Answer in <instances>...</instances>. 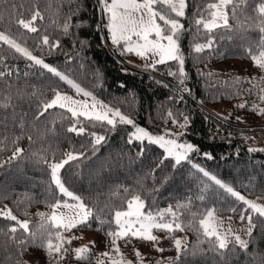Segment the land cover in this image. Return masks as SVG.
Returning a JSON list of instances; mask_svg holds the SVG:
<instances>
[{"label": "trees", "instance_id": "16d2710c", "mask_svg": "<svg viewBox=\"0 0 264 264\" xmlns=\"http://www.w3.org/2000/svg\"><path fill=\"white\" fill-rule=\"evenodd\" d=\"M187 2L186 17L181 20L186 31L181 36L180 45L188 74L185 83L191 94L184 93V100L179 104L168 99L174 95L173 89L178 87V82L176 78L168 76L167 71L169 67L175 70L176 64L170 62L169 65H157L155 71L139 70L126 65L125 58L132 55L120 56L108 45V33L103 27L105 18L98 0H38L39 8L45 15L40 27L48 28L52 38L60 41V47L50 55L47 48L43 51L36 49L34 54L42 56L45 62L66 72L83 88L92 91L98 99L119 107L131 115L136 124L150 130L170 128L175 132L181 131L174 128L170 121L165 123L161 116L169 107L174 111H183L190 117L189 125L183 130V138L199 149V153L191 154L192 162L204 167L245 196L264 198V151H249L247 138L251 128L221 119L207 109L219 103L230 107L233 101L240 99L246 101L247 106L244 109L233 106L234 114L244 118L256 113L250 109L252 104H259V101L255 92L250 95L246 91L250 87L247 80L255 77L259 81L264 76V71L253 66L245 49H255L259 32L246 30L240 25L247 23L246 16L255 15L253 8L260 0H250L245 12L238 13L237 19H230L231 30L218 29L214 36V47L206 49L199 58L192 53L195 33L192 19L197 7L209 0ZM32 3L33 0H0V14L4 17L0 22V29L8 26L10 13L14 10L23 12L27 17ZM70 9L76 11L72 18L73 25L79 24L80 27H72L69 34L64 35L52 21L58 20L62 24ZM16 30L13 26L12 31ZM80 41L85 42L83 47ZM27 42L30 47L34 46L32 34L27 37ZM198 42H205L203 35ZM0 54L7 57V69L12 71V75L0 78V100L11 94L17 114L14 122L11 108L0 109V136L11 138L13 135H20L19 117L23 113L27 114L24 116L23 138L19 141V146L24 149L23 155L11 163H4L11 155V150L0 152V206L7 205L18 219L29 220L33 231L41 224L37 213L50 212L46 202L54 203L56 199H64L55 185L51 184L48 165L39 157H46L49 162L54 158L58 161L64 158L63 153L67 151L83 152L85 158L70 162L61 170L66 186L81 196L105 220L111 219L114 207H126L123 202L124 188L141 193L153 210L166 208L169 204L175 205L177 201H185L189 197L193 200V211L215 207L218 215L239 217V213L244 210L245 206L241 202L235 201L214 185L201 204L196 196L200 194L201 180L204 178L187 162L173 168L174 161L167 160L157 169L163 150L154 145H146L147 151L140 156L142 145L139 142H127L131 126L117 125L115 130L109 131L107 127L93 128L89 122L84 121L89 132L96 131L106 136L93 155L92 138L87 134L77 136L67 132L71 121L61 119L62 110L52 109L39 120L33 119L37 104L51 98L52 88L62 92L74 90L46 70L29 67L30 62L9 55L7 50ZM69 57L72 58L70 62ZM135 60L139 61L138 58ZM7 69L5 64H0V70ZM209 73L213 75L209 76ZM236 77L241 78V84L233 83ZM34 91L36 96L31 95ZM259 129L264 137V127ZM28 136L32 137L31 141ZM204 153L211 154L213 159H207ZM233 207L237 209L235 213L229 211ZM187 218L185 214V220ZM240 222L247 223L246 220ZM13 223L0 218V229L6 232ZM254 223L256 227L252 236H247L246 239L251 241L247 251H242L238 246L232 251L230 245V250L225 252L223 259L209 250L207 244L198 245L195 231L183 232L187 236L189 252L180 257L178 264H264V218L256 216ZM108 230V224L101 226L93 219L91 227L78 228L74 230V234L78 236L81 231H85L106 235ZM180 234L182 233H175L176 236ZM16 235L17 238H23L24 234L18 232ZM166 235L163 232L159 243V247L166 250L157 252L154 247L149 249L144 257L146 264H156L158 260L175 261L176 250L172 241L164 238ZM137 243L148 245V242L139 240H132L130 245ZM95 258L96 252L92 250V257L87 262L75 261L70 254L62 264H95ZM17 260L29 264H49L43 249L30 247L21 256L16 245L7 236L0 234V264H16Z\"/></svg>", "mask_w": 264, "mask_h": 264}, {"label": "snow or ice", "instance_id": "6c2138e0", "mask_svg": "<svg viewBox=\"0 0 264 264\" xmlns=\"http://www.w3.org/2000/svg\"><path fill=\"white\" fill-rule=\"evenodd\" d=\"M98 2L101 5L100 11L106 20L103 27L108 33L107 41L113 45L114 51L120 56L132 55L145 61L143 65L145 70L155 71L157 65H169L170 62H174L177 66L176 69L173 70L169 67L167 75L176 78L178 87L173 89L174 95L169 96L168 99L174 104H179L184 100V93L190 95L191 90L185 83L188 78L185 71V55L180 45L181 36L186 31L181 20L186 17L187 0H98ZM249 3L250 0H209V2L198 6L192 19L195 27L192 53L199 58L206 49H212L215 44L216 31L218 29L231 30L230 19H237L238 13L245 12ZM13 9H15V5H13ZM78 10L77 8L76 11ZM28 11L27 17L23 12H16L15 10L10 13L8 26L0 29V53L7 50L9 55L30 62L29 67H39L46 70L53 77L58 78L59 81L73 89L77 96L84 98L75 99L57 88H52L51 98L41 100L37 104L33 119L39 120L52 109L62 110L61 119L71 121L67 132L75 133L77 136L87 134L92 138L93 155H95L97 146L105 141L106 136L96 131L89 132L84 126V121L89 122L93 128L107 127L109 131L115 130L117 125L131 126L134 131L129 133L127 142L128 144L139 142L142 145L139 151L140 156H143L147 151L146 145H154L163 150L162 158L156 165L157 169L164 165L167 160L174 161L173 168L187 162L204 178L201 180L200 194L196 196L201 204L207 199V193L213 185L222 189L235 201L241 202L245 207L239 213V218L242 222L247 221L246 235L251 237L253 229L256 227L254 217L264 218V204L257 202L260 197H257V200L246 198L231 185L217 178L204 167L192 162L191 154L199 153L198 147L192 143H181L178 139L190 123L189 115L178 109L174 111L169 107L166 113L161 116L165 123L170 121L174 128L181 130L177 132L165 129L162 134H153L138 126L131 115L123 112L117 106L99 100L92 91L83 88L66 72H62L57 67L45 62L42 56L34 54L36 49L43 51L47 48L50 55L60 47V41L52 38L48 28L42 29L40 27L44 23L45 15L39 8L38 0H33ZM76 11L70 9L62 24L58 20H53L52 24L64 35H68L72 27H80L79 24L73 25L72 23ZM253 12L255 15L246 16L247 23L241 24L240 27L259 32V41L255 45V49L249 47L245 51L253 66L264 71V0L256 3ZM3 20L4 17L0 14V22ZM13 26L17 29L15 32L12 31ZM29 34H32L34 40L33 47H30L27 42ZM202 35L205 42H198ZM80 45L83 47L85 42L80 41ZM71 59L69 57V62ZM6 60L7 57L0 54V64H5L7 69ZM10 75H12L11 69L0 70V78ZM208 75L213 74L209 73ZM97 79H99L98 74ZM157 83L162 82L157 81ZM233 83L241 84V78L236 77ZM247 83L250 87L246 91L250 95L255 92L259 101V104H252L250 110L255 111L257 115H264V106H260L264 105V76H261L259 81L255 77L249 78ZM165 86L169 87V85ZM31 95L36 96L37 93L34 91ZM13 101L14 97L11 94L5 95L0 100V109L11 108L15 122L17 114L16 105ZM246 106V101L237 105L240 109H244ZM26 115L23 113L19 117L20 135H13L11 138L6 135L0 136V152L11 150V155L4 163H11L24 153V149L19 146V141L23 138L25 131L24 116ZM237 119L240 118L237 117ZM28 139L31 141L32 137L28 136ZM249 151H256V149L250 148ZM204 156L209 160L213 159L209 153H204ZM63 157L58 161L54 158L51 162L46 157H39L48 165L51 184L55 185L56 190L64 199H56L54 203L46 202L50 212L37 213L41 219V224L36 231L30 228L29 220L18 219L7 205L0 210V218L14 222L8 226L6 232L4 229H0V234L7 236L8 240L16 245L21 256L30 247H36L43 249L49 264H62L70 254L75 261H89L92 257V249L89 244L74 248L71 245L74 240L82 239V237L74 234V230L81 227H91L93 219L97 220L101 226L109 225L106 235L110 241L109 250L99 253L95 258V264H133V261L127 259L121 251V241L126 245L132 240L150 241L157 252H164L166 249L158 246L161 238L154 234L156 232L166 233L164 238L172 241V246L177 253L175 261L171 259L167 262L158 260L156 264H178L180 257L187 254L189 248L187 236L178 237L175 233H183L188 230L196 232L198 245L207 244L209 250L217 253L222 259L225 252L230 250V245L232 251L235 250L236 246L242 251H247L249 247L250 239H243L230 225L225 228L224 219L218 215V210L215 207H205L202 210L193 211L191 197L185 201H177L175 205L169 204L166 208L153 210L141 193L131 192L128 188H124L123 202L126 207H114L111 219L105 220L99 213L94 212L93 208L89 207L81 196L71 191L62 178L61 170L70 162L84 159L85 154L67 151L63 153ZM116 194L114 193V195ZM229 211L235 213L237 209L233 207ZM185 214L188 216L187 220H185ZM231 219L232 217L229 216L228 220ZM18 232L24 234L23 238H17ZM90 243L94 245V242ZM133 251L136 256V264H143L144 257L140 251L138 249H133ZM201 251L203 250L201 249ZM195 254L193 251V255ZM16 264H29V262L17 260Z\"/></svg>", "mask_w": 264, "mask_h": 264}, {"label": "rangeland", "instance_id": "374dc122", "mask_svg": "<svg viewBox=\"0 0 264 264\" xmlns=\"http://www.w3.org/2000/svg\"><path fill=\"white\" fill-rule=\"evenodd\" d=\"M105 23H106V20H105ZM108 45L110 47H113V45L110 42H108ZM136 58L137 57H135V56L126 57L125 58L126 65L131 66V67H136L139 70H143L144 69L143 65H144L145 61H143L139 58H138L139 61H136L135 60ZM64 93H66L70 96H73L75 99H84L82 96H77L75 91L64 92ZM240 103H243V101L238 99V100L233 101L232 106H230V107L226 106L223 103H219L215 106H209L207 109L212 114H214L215 116H217L221 119H225V117H227V119H225V120H228V121L235 123V124H238L240 126L251 128V130L249 131V137L247 138L248 148L259 149V150L264 151V137L261 135L260 129H259L260 127H264V116L257 115L256 113H253L251 116H244V118L239 117L238 114H234L232 112V108H233V106H237ZM237 117H239L240 119L238 120ZM137 125L145 128L146 130L152 132L153 134H162L165 131V129L172 130L170 128H164L161 131H155V130H150V129L142 126V125H139V124H137ZM131 131H134V129H132ZM172 131L175 132L174 130H172ZM178 139L181 143H184V142L191 143L190 141L184 139L183 135L179 136ZM236 191H238V190H236ZM238 192H240V191H238ZM242 195H244V194H242ZM245 197L248 199H251V200H257V197H249V196H245ZM257 202L264 204V198L260 197V199ZM2 209H4L3 205L0 206V210H2ZM219 216H221L224 219L225 228H227L230 225L232 227V229L235 232H237L239 235H241V237L243 239H247V235H246L247 223H245V224L241 223L240 218L237 216H232V215H219ZM229 216L232 217V219L230 221L228 220ZM154 234H156L157 236H159L161 238L163 235V232H156ZM184 236H186V235L182 233L178 237H184ZM78 237H82V239L75 240L73 242V248L79 247V246L84 245V244H89L91 249L94 250V252H96V256L99 253L108 251L110 248V241H109L108 236H106L102 233L81 231L79 233ZM90 242H94V245L91 244ZM130 244L131 243L126 245L123 241H121L120 247H121V251L124 253L125 257L129 260H132L133 264H136V256H135L133 249H138L140 251V253L142 254V256L145 257L148 250L152 249V247H154L153 243L150 241L148 242V245L137 243V244L131 246ZM143 264H146L145 258H144Z\"/></svg>", "mask_w": 264, "mask_h": 264}]
</instances>
